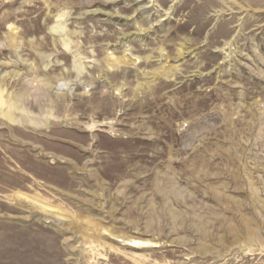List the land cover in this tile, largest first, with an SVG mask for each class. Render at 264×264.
Returning <instances> with one entry per match:
<instances>
[{
	"label": "rangeland",
	"instance_id": "rangeland-1",
	"mask_svg": "<svg viewBox=\"0 0 264 264\" xmlns=\"http://www.w3.org/2000/svg\"><path fill=\"white\" fill-rule=\"evenodd\" d=\"M2 75L0 264H264V0H0Z\"/></svg>",
	"mask_w": 264,
	"mask_h": 264
},
{
	"label": "bare ground",
	"instance_id": "bare-ground-1",
	"mask_svg": "<svg viewBox=\"0 0 264 264\" xmlns=\"http://www.w3.org/2000/svg\"><path fill=\"white\" fill-rule=\"evenodd\" d=\"M9 34L11 37L10 40L12 44H14L15 31L12 25H10ZM105 61L108 67H113V65L115 64L126 62L127 59L124 57H116L113 56L111 53H109ZM17 75L18 73L16 72L12 74L10 77H13V80H16ZM5 78H6L5 75L0 76V114L3 116L4 119L9 121V124L14 125L17 121L16 119H17L18 111L23 109L22 108L23 103L20 102L22 100L18 98L16 92H14V94L13 92L8 93V89L6 88V85H4L6 80ZM49 214H51L56 219H63L58 214L55 213H49Z\"/></svg>",
	"mask_w": 264,
	"mask_h": 264
}]
</instances>
